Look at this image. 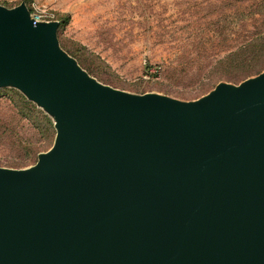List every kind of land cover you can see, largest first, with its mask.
Returning a JSON list of instances; mask_svg holds the SVG:
<instances>
[{
  "label": "water",
  "instance_id": "1",
  "mask_svg": "<svg viewBox=\"0 0 264 264\" xmlns=\"http://www.w3.org/2000/svg\"><path fill=\"white\" fill-rule=\"evenodd\" d=\"M59 21L0 5V88L53 119L0 167V264H264V72L182 101L90 76Z\"/></svg>",
  "mask_w": 264,
  "mask_h": 264
},
{
  "label": "rangeland",
  "instance_id": "2",
  "mask_svg": "<svg viewBox=\"0 0 264 264\" xmlns=\"http://www.w3.org/2000/svg\"><path fill=\"white\" fill-rule=\"evenodd\" d=\"M22 3L52 13L62 49L90 76L128 93L195 101L220 83L264 72V58L226 60L264 34V0H0L9 9ZM14 92L22 94L0 88V167L26 169L51 149L56 130L40 108L50 124L22 114Z\"/></svg>",
  "mask_w": 264,
  "mask_h": 264
},
{
  "label": "trees",
  "instance_id": "3",
  "mask_svg": "<svg viewBox=\"0 0 264 264\" xmlns=\"http://www.w3.org/2000/svg\"><path fill=\"white\" fill-rule=\"evenodd\" d=\"M241 47H238L236 51L231 52L227 57L226 60L230 62H237V61H244V62H253L255 60L264 58V34L260 35L256 39L249 40L245 42L243 45H240ZM12 102L14 101L16 103L17 109L26 116L30 118H36L40 120L41 122L50 124V119L38 109V107L27 100V98L18 93L14 92L11 93ZM37 154V151H31L28 156L29 158L31 156H35ZM27 160H24L22 163H20V166H24L26 164Z\"/></svg>",
  "mask_w": 264,
  "mask_h": 264
},
{
  "label": "built area",
  "instance_id": "4",
  "mask_svg": "<svg viewBox=\"0 0 264 264\" xmlns=\"http://www.w3.org/2000/svg\"><path fill=\"white\" fill-rule=\"evenodd\" d=\"M31 15L35 22L38 21H54L55 17L52 13L42 11L41 9L31 7L30 8Z\"/></svg>",
  "mask_w": 264,
  "mask_h": 264
}]
</instances>
